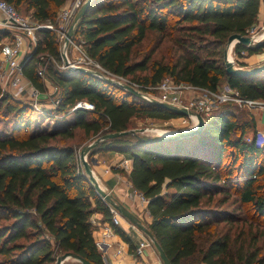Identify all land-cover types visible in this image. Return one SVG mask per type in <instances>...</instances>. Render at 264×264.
<instances>
[{"label": "trees", "instance_id": "16d2710c", "mask_svg": "<svg viewBox=\"0 0 264 264\" xmlns=\"http://www.w3.org/2000/svg\"><path fill=\"white\" fill-rule=\"evenodd\" d=\"M6 1L17 10L24 7L38 22L52 23L65 2ZM261 3L264 0H92L76 22L71 41L103 70L141 90L168 76L211 92L225 82L243 99L264 101V70L230 75L223 61L228 36L246 35ZM149 34L155 35L154 44L138 59L136 50ZM6 36L0 29V42ZM36 39L21 63L22 74L41 92L45 85L38 70L43 68L45 78L57 87V102L39 114L60 121L71 114L72 119L51 131L32 133L35 109L0 87V264H54L65 252L104 264L90 218L100 212L110 222L111 213L66 140L76 129L95 137L132 128L133 118L169 120L180 115L96 75L59 69L56 31L37 30ZM164 41L170 48L154 59ZM262 49L264 45L234 46L238 54ZM80 101L93 108H73ZM241 109L237 112L232 102L221 104L204 119L199 134L151 143L128 134L102 140L87 154V161L108 151L130 158L128 180L148 199L147 228L171 264H264V144H256L254 118ZM217 195L221 197L210 207ZM230 195L235 208L246 207V231L231 234L230 226L223 228L245 221L219 208ZM200 235H205L204 242Z\"/></svg>", "mask_w": 264, "mask_h": 264}, {"label": "built area", "instance_id": "2783aa9c", "mask_svg": "<svg viewBox=\"0 0 264 264\" xmlns=\"http://www.w3.org/2000/svg\"><path fill=\"white\" fill-rule=\"evenodd\" d=\"M83 2L84 0H72V2H70L65 8L59 11L57 24L55 23L53 24L50 21H43V22H38L36 20L31 21L30 20L31 17H26V16L21 15L12 4L8 3L6 0H0V29L7 31L8 38H9L7 51L4 54V57L0 65V87L4 92L10 94L11 96L17 99L21 98V95L26 91V89H28L27 87L31 85L28 81H24L21 63L23 59L26 58V56H28L31 53V49L36 44V40H37L36 31L40 29L54 30L56 31L57 36L58 35L60 36L61 34L65 36L64 32L67 30L72 18L74 17L75 13L80 8ZM253 28L254 27H250L248 30V32L251 33L249 36L252 38V40L254 42L260 41V40L263 41L264 35L260 39H257V40H255L254 37L259 33L264 34V24L260 25L259 27L260 30L258 32H255L256 29L253 30ZM70 44H72V47H73L74 44L72 41H70ZM78 46H79L78 48L80 49L79 53L81 55V59L80 58L77 59L78 60L77 64L73 63L72 61L68 59V61L70 62L72 66H82V67L88 68L87 65H90L89 67H95V69L93 70L99 71L105 77H110L120 83H125L132 87L138 86L137 84L129 81L126 78L116 76L112 73H109L108 71L103 70L97 63L93 62L90 58H88L85 55L80 45ZM40 58H42V56ZM59 66L60 65H58V67ZM62 67L67 68L64 65V63L62 64ZM38 74L42 78H45L43 68L38 70ZM182 84H185V83H177V82H174L170 77H164L157 85L159 89L162 91L160 92L159 98H154V97H151V98L157 99L161 102H165L171 105L185 108L194 113H198L202 117L204 116V114H208V112L211 111L212 106L215 103L226 102L228 100H234L235 102H237L241 106L246 107L249 110L252 108H259L262 111H264V101L243 99L239 97L236 90L230 88L228 85L225 91L219 94L217 93L218 91L217 88L215 91L211 92L209 90L201 89V88L190 85L191 87L196 88L198 90L207 91L208 93L212 95V97L203 95L201 97L190 100L188 102V105H184L180 102V98L177 95L171 94L170 92L172 88L180 87ZM135 89H138V88H135ZM138 90L141 91V89H138ZM37 92L38 90L35 89L34 87L31 89V93L29 97H30V102H32L33 104L39 103L38 98H36ZM146 96L150 97V95L148 94H146ZM56 102H57V99L55 100L53 99V104H55ZM73 108L92 109L93 105L88 102L80 101V102H77ZM181 118H182V123H185L187 119L189 118L191 120L195 119L196 121V118L194 116H187V117H181ZM193 124H194L193 122L190 123V126L189 124H187V127H185L184 129L191 127ZM255 137H256V143H258L259 145L263 144L264 142L263 133L256 131ZM130 165H131V160L129 157L125 156L121 159L120 167L122 169L127 170L130 168ZM105 171H107V169ZM132 193L137 198L139 205L147 204L148 199L143 195V193L133 188H132ZM109 207H111L109 208V211L111 213L110 223L113 224L114 226H118L120 222V218L122 216L111 205ZM129 224L131 225V227L136 228L138 231H140L144 235L143 236L144 239L139 242L138 246L135 249L137 254L141 253V250L144 246L146 245L153 246L150 239L141 230H139L132 223L129 222Z\"/></svg>", "mask_w": 264, "mask_h": 264}, {"label": "rangeland", "instance_id": "374dc122", "mask_svg": "<svg viewBox=\"0 0 264 264\" xmlns=\"http://www.w3.org/2000/svg\"><path fill=\"white\" fill-rule=\"evenodd\" d=\"M70 2H72V0H65L64 4L58 9L57 11V15L55 17V22H53V24H57L58 21V13L61 9L65 8ZM264 6V5H263ZM19 13L23 16L26 17H31V13L30 11H27L24 7H21L18 9ZM31 21H35L34 18H30ZM52 23V22H51ZM264 24V7L261 8L260 14L259 16H257V21L254 23V25L252 27L253 30H255V32H258L260 29V25ZM66 32V31H65ZM64 32V34H65ZM251 33L248 32L247 35H250ZM255 34V33H253ZM261 34V33H260ZM59 37V42H60V49L62 47L63 44V38L64 35L61 34L60 36L58 35L57 38ZM261 38V37H260ZM154 40H155V35L149 34L147 36V38L142 42L141 46H139L136 50L137 53V58L141 59L143 57V55L147 52V50L151 49L153 44H154ZM264 41V40H263ZM73 47L69 48L67 47L66 49V54H67V58L72 61L73 63L77 64V59H81V55H80V49L78 48V44L73 43ZM72 45V44H71ZM235 46V45H234ZM234 46L230 49V54L232 56L229 55L228 53V58L234 63L235 66L241 67V64H243L242 62H240L241 59H243L242 57H248L251 58L254 54L256 53H264V49L262 50H258L252 53H247L246 51H240V53H236L234 51ZM168 48H170V43L168 41H164L162 44L159 45V48L157 50H155V53L153 55L154 59L159 58V55L164 53H167ZM232 57V59H231ZM63 64V63H62ZM62 64L58 67L59 69H67L62 67ZM90 65H87V67L89 69H95V67H89ZM168 77V76H165ZM164 78V77H163ZM162 78V79H163ZM44 81V79H43ZM48 81L52 84L53 89L49 90L46 86L44 91H38L36 98H41L42 95L44 96H48L51 97L52 99H55L57 96V89H56V85L54 83H52L49 79ZM156 85H151V86H147L146 89L141 90L143 93H146L148 95H150V97H154V98H159L160 92H162L159 87ZM135 87V86H134ZM227 87V84L225 82H221L219 83V85L217 86V93H221L223 91H225ZM28 89H26V91L21 95V98L18 99H22L24 101H27L28 103H30L32 105V107L34 108L35 106V113L33 114V118H32V124L30 127V132H37L40 131L42 129L51 131L52 129H54L57 126L60 125H64L66 123V121L72 119V115L68 114L65 118V120L60 121L59 119L56 118H48V117H44V115L39 114L41 109H48L46 107H42V104L37 103V104H33L32 102H30V93H31V89L33 88L31 85L27 87ZM138 88V87H135ZM139 89V88H138ZM171 94H175L180 98V102L184 105H188V102L192 99L201 97V96H211L212 95L210 93H208L207 91L204 90H198L196 88L191 87L189 84H182L180 87L177 88H172L171 89ZM39 102V101H38ZM228 102H232L233 105H235L237 107V112H241L243 111V109H247L244 106H241L240 104H238L237 102H235L234 100H228L226 102H218L215 103L212 106L211 111L208 112V114H204L203 119H205L206 117L210 116L211 114L215 113L216 111H218V109L220 108L221 104L223 103H228ZM52 104V103H51ZM50 107V106H49ZM52 107V106H51ZM58 117V116H57ZM181 117H187V116H178L176 118H172V120H160V119H141V118H133L132 119V128L130 129H134V128H146V131L143 133H140L139 135L141 137H153L157 135V131H167V130H180V129H184L185 127H187V124L190 123H194V120H191L190 118L187 119V121L185 123H182V118ZM59 118V117H58ZM102 135V134H100ZM99 136V135H98ZM95 137H85V135L83 134V131L81 129H76L74 131V136L71 139L66 140V143H68L69 145H72L75 149L76 152L79 153L80 149L85 145L90 143ZM111 152V151H108ZM106 153V152H103ZM95 155V154H94ZM94 155L91 157V159L89 160V162H92L93 160L96 161V159L94 158ZM135 196V195H134ZM219 197H221V195H217L214 197L213 202L211 204L210 207L214 206V202L216 199H219ZM233 196H229V198H227V201L222 204L219 208H224L227 209L230 212L234 213V216L238 218H242L245 221L241 220L238 222H233L230 224H225L224 225V229L228 228L230 226V232L231 234L234 233L236 230L239 229H245V231L248 229V220H246L245 216H246V207L245 206H239V210L236 207V204H234L232 202ZM110 205H108V208ZM142 206V205H140ZM132 212L136 215V216H142L143 212L141 209H134L132 210ZM223 224H220L218 227L221 228ZM136 229V228H135ZM137 230V229H136ZM252 231H255V227H252ZM205 235H200L201 241L204 242V237ZM263 239V236H261V238L258 240V244H261V241ZM262 253H264V248L262 249ZM67 262L65 264H77L76 261H73L72 259H68L66 260Z\"/></svg>", "mask_w": 264, "mask_h": 264}, {"label": "crops", "instance_id": "0c3cea01", "mask_svg": "<svg viewBox=\"0 0 264 264\" xmlns=\"http://www.w3.org/2000/svg\"><path fill=\"white\" fill-rule=\"evenodd\" d=\"M263 5V3L260 4L257 16H259L261 8L264 7ZM8 42V36L0 42V65L7 51ZM229 51V55L232 56L230 54L231 51ZM242 58L243 59L240 60V62L243 63L241 67H253L264 62V53H256L251 58L246 56ZM43 79L44 85L49 90L53 89L48 79ZM24 81L28 80L24 78ZM38 100L39 103L42 104V107L50 108L53 106V99L51 97L42 95ZM249 111L254 118L256 131L264 135V111L259 108H252ZM169 120H172V118ZM125 156L126 155L122 153L112 151L96 153L94 155L96 163L92 165V170L100 186L105 191L109 192L115 199L120 201L131 212L134 209H141L142 212L144 211L142 216L137 217L147 226L151 221V217L146 204L140 206L137 198L132 193V186L127 177L129 169L124 170V172L116 170L117 168H121L120 161ZM106 169L107 171H105ZM90 220L93 227L92 235L104 264H162L155 248L151 245L144 246L140 254L136 253L135 249L139 242L144 239V235L131 227L129 222L123 217L120 218L118 226H114L109 221L104 220L100 212H94ZM116 227L122 231L123 235L117 232Z\"/></svg>", "mask_w": 264, "mask_h": 264}, {"label": "water", "instance_id": "95a60500", "mask_svg": "<svg viewBox=\"0 0 264 264\" xmlns=\"http://www.w3.org/2000/svg\"><path fill=\"white\" fill-rule=\"evenodd\" d=\"M92 0H84L80 8L75 13L74 17L72 18L66 32L65 36L63 38V44L61 47V58L64 63V65L67 67V70L70 72H85L90 73L93 75H96L98 77H101L105 79L106 81L113 83L129 92H131L133 95L143 98L147 101H149L152 104H155L161 108L167 109L173 113H176L180 116H194L196 118V122L187 129H180V130H169V132L160 133L153 137H141L139 134L146 131V128H134V129H127L122 131H114V132H108L104 133L102 135L97 136L94 138L90 143L85 144L78 153V158L80 160L82 169L85 173V175L88 177L89 181L93 185L96 193L108 204L111 205L113 208H115L120 215L128 220L130 223L135 225L139 230H141L152 242L153 247L155 248L160 261L162 264H171L170 260L164 253L163 249L159 245V243L156 241L150 230L145 226L140 219L131 212L127 207H125L120 201L115 199L109 192L105 191L99 184L93 170L92 165L96 163V161L89 162L87 161V154L91 148H93L98 142L108 139V138H114L118 136L128 135L132 134L138 138L141 142L144 143H151V142H160V141H169V140H176L187 136H192L195 134L201 133L203 126H204V119L202 116H200L198 113H194L190 110H187L182 107H178L175 105H171L165 102H161L157 99L147 97L145 93L142 91L135 89L134 87L125 84L120 83L110 77L103 76L99 71L88 69L82 66H72L70 62L68 61L66 49L71 41V36L74 31V27L76 25V22L79 20V18L83 15L88 5L91 3ZM236 43H240L245 47H254V46H261L264 45V41H253L252 38L249 35H241L238 33H232L228 36L226 45L223 51V61L225 66V71L230 75H249L253 73L260 72L264 70V62H262L259 65L253 66V67H238L235 66L234 63L228 59V49L229 47H233ZM24 60V59H23ZM259 145L258 143H256ZM68 259H73L75 261H78L81 264H92L86 259L80 257L79 255L71 252H65L56 257V260L54 264H62L64 261Z\"/></svg>", "mask_w": 264, "mask_h": 264}, {"label": "bare ground", "instance_id": "6f19581e", "mask_svg": "<svg viewBox=\"0 0 264 264\" xmlns=\"http://www.w3.org/2000/svg\"><path fill=\"white\" fill-rule=\"evenodd\" d=\"M263 35H264V34H262V33L260 34V33H259V34H257V35L254 37V39H255V40L260 39V37H262ZM230 49H231V47H229L228 51H229ZM227 56H228V54H227ZM228 59H229V58H228ZM193 120H194V119H193ZM195 122H196V121L194 120V123H195ZM157 132H158L157 134H160V133L169 132V130H167V131H166V130H165V131H160V130H159V131H157Z\"/></svg>", "mask_w": 264, "mask_h": 264}]
</instances>
